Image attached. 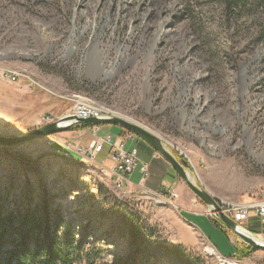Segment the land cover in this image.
I'll return each instance as SVG.
<instances>
[{"label":"rangeland","instance_id":"obj_1","mask_svg":"<svg viewBox=\"0 0 264 264\" xmlns=\"http://www.w3.org/2000/svg\"><path fill=\"white\" fill-rule=\"evenodd\" d=\"M243 1L227 9L223 0H0V134L71 115L85 98L161 137L219 201L264 199V0ZM106 133L127 136L125 152L136 148L149 164L165 160L117 125L0 145V184L16 196L46 190L61 232L72 224L71 264H264V250L231 257L240 239L173 168L160 182L174 183L177 198L116 186L86 154ZM258 220L243 227L261 225L249 231L264 237Z\"/></svg>","mask_w":264,"mask_h":264},{"label":"trees","instance_id":"obj_2","mask_svg":"<svg viewBox=\"0 0 264 264\" xmlns=\"http://www.w3.org/2000/svg\"><path fill=\"white\" fill-rule=\"evenodd\" d=\"M223 1L227 9L246 4L243 0ZM76 127L83 129L91 126L79 124ZM181 161L185 164L183 159ZM14 191V186L0 184V264H71L73 256L79 252L75 232L68 222L63 229L66 234L61 232L65 220L59 209L52 208L53 202L48 198L47 191L42 190V196L33 194V186L20 196H16ZM260 227H248V230L255 232ZM129 232L135 236L138 229L133 225ZM253 251L256 252V249L243 246L236 248L231 257L240 260Z\"/></svg>","mask_w":264,"mask_h":264},{"label":"water","instance_id":"obj_3","mask_svg":"<svg viewBox=\"0 0 264 264\" xmlns=\"http://www.w3.org/2000/svg\"><path fill=\"white\" fill-rule=\"evenodd\" d=\"M79 124H88L90 126L100 125H117L134 135L141 137L150 147L165 159L176 175L188 186V188L199 198L211 211L213 216L219 220L223 226L235 235L242 242L255 248L256 250H264V242L255 239L254 233L245 229L241 224L237 223L230 216L221 210L219 199H217L210 191H207L203 185H198L191 179L190 173L183 164L175 157L167 148L163 139L153 131L140 124L139 122L129 119L118 114H103L98 116L78 117L76 115H64L56 120L33 128L27 132L18 135H2L0 134V145L11 146L19 145L37 138L49 136L58 132L67 131Z\"/></svg>","mask_w":264,"mask_h":264},{"label":"built area","instance_id":"obj_4","mask_svg":"<svg viewBox=\"0 0 264 264\" xmlns=\"http://www.w3.org/2000/svg\"><path fill=\"white\" fill-rule=\"evenodd\" d=\"M87 101L85 98H77L76 103L70 108L72 112L71 115H76L78 117H87L98 116L107 113L104 108L96 107ZM94 129L97 130L98 127H95ZM129 137L130 139H133L134 134L129 133ZM126 138L128 137L117 136L116 138H114L110 134L106 133L104 137H102V139H93L90 144H88L89 146L86 150L87 156L95 159L96 154L102 149L103 145H109L110 155L115 164L114 182L118 187L129 180L138 159L136 148H132L131 150L125 152L124 141ZM139 170L141 172L142 180L149 175L147 164H141ZM218 203H220L221 210L223 212H225L228 216H230L233 220H235L242 226H244L250 216H254L257 219H260V222L261 220H264V199H255L251 202H224L220 200V202ZM206 209L207 212L211 213L208 208Z\"/></svg>","mask_w":264,"mask_h":264},{"label":"crops","instance_id":"obj_5","mask_svg":"<svg viewBox=\"0 0 264 264\" xmlns=\"http://www.w3.org/2000/svg\"><path fill=\"white\" fill-rule=\"evenodd\" d=\"M143 147H144L145 151H149V148H147V147L145 148V146H143ZM151 155L157 156V153L154 152ZM96 156H97V160H98L99 164L105 166V168L110 172V174L113 177H115V171H114V167H115L114 165L115 164H114V162L111 158V155H110L109 145L104 144L102 149L96 154ZM137 157L139 158L138 151H137ZM138 161H139L140 165L143 163L148 165L149 175L145 179L142 180L141 179V172H140L139 168H137L138 166H136V167H134V169L132 171V173L137 171L136 180L134 182H132L130 180L124 182L125 187L131 188L134 186H146L148 189L152 190V192L156 191V190H163V191H166L167 193H170L171 189L173 191L174 183H171L170 181H169V184L168 183L167 184L162 183L163 181H162L161 176L163 174L169 172L171 169L170 165L165 160H158L157 164L156 165L154 164L155 166L152 164H149V161L147 159L145 160V157H143V158L140 157L138 159ZM140 165H139V167H140ZM132 173H131V175H132ZM131 175H130V177H131ZM160 181H162V182H160ZM199 214H203V213H199ZM229 237H231V236H229ZM231 241L233 242V244L236 246L237 249L242 247V242L240 240H236V243L233 240H231Z\"/></svg>","mask_w":264,"mask_h":264},{"label":"bare ground","instance_id":"obj_6","mask_svg":"<svg viewBox=\"0 0 264 264\" xmlns=\"http://www.w3.org/2000/svg\"><path fill=\"white\" fill-rule=\"evenodd\" d=\"M169 194H170L171 197H173V198H177V194H176V193L170 192ZM174 194H175V195H174ZM209 211H210V210H209ZM210 212H211V211H210ZM254 237H255V239H257L258 241H263V242H264V237L259 236V235H255Z\"/></svg>","mask_w":264,"mask_h":264}]
</instances>
